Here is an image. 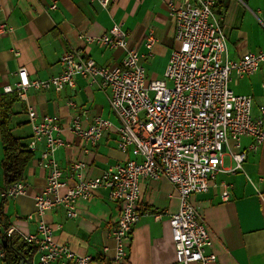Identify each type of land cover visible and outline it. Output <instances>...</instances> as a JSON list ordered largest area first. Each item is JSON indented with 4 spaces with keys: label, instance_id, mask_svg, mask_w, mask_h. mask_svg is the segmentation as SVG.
Segmentation results:
<instances>
[{
    "label": "crops",
    "instance_id": "0c3cea01",
    "mask_svg": "<svg viewBox=\"0 0 264 264\" xmlns=\"http://www.w3.org/2000/svg\"><path fill=\"white\" fill-rule=\"evenodd\" d=\"M178 0H110L102 9L91 0H0V25L10 29L0 36V122L5 116L11 134L27 147L31 142V127L27 108L38 117L55 116L63 127L65 147L54 153L63 172L76 161L86 163L85 177L100 176L104 170L132 160L117 150L119 122L107 102V91L89 85L75 77V88L52 90L29 89L23 101L16 94H4L6 86L17 83V71L24 68L31 81H45L61 74L60 57L68 50L81 51L100 67L120 64L124 52L110 50L99 44L85 46L78 37L98 38L113 25L127 35L128 47L145 54V42L153 31L155 43L152 56L144 64L146 82L160 80L174 47V21L167 5ZM222 9V29L227 41V58L241 59L248 53L264 49V0H218ZM55 5L54 10L50 7ZM11 51H16L14 56ZM229 88L235 95L253 99L252 115L257 117L264 107V67L252 76L238 78L231 75ZM68 103H73L69 107ZM82 126H90L94 117L113 125L95 144L85 143L70 131L72 120L82 115ZM251 138L243 136L239 148L229 141L223 155L226 172L217 173L205 193L195 194L191 202L207 227L211 240L209 253L216 256L215 264H264V143L255 152L248 151ZM44 145L39 143L31 151L23 183L26 194L15 199L0 197V207L6 223L21 234L36 233L33 216L34 197L45 185L46 172L39 166ZM245 152L242 170L230 173L234 166L229 152ZM3 147L0 129V192L4 189L1 162ZM229 186V198L222 200L224 187ZM179 201L172 185L164 178L142 180L137 209L140 214L128 246L123 264H174L175 251L169 216L178 210ZM78 217L67 219L63 209L48 212L44 220L56 227L54 241L66 245L76 255L90 256L93 264H111L114 241L110 235L120 214V205L108 198L105 190H98L89 200L76 204ZM17 238V235H14ZM27 248L32 246L25 243ZM29 245V246H28ZM1 254V252H0ZM22 260V259H21ZM34 254L30 264H35ZM0 264H4L0 257ZM56 264V263H54ZM196 264V263H194Z\"/></svg>",
    "mask_w": 264,
    "mask_h": 264
},
{
    "label": "built area",
    "instance_id": "2783aa9c",
    "mask_svg": "<svg viewBox=\"0 0 264 264\" xmlns=\"http://www.w3.org/2000/svg\"><path fill=\"white\" fill-rule=\"evenodd\" d=\"M107 9L110 0H91ZM216 0H178L167 5L174 21V47L163 72V78L146 82L145 62L152 56L155 43L153 31L145 42L147 53L138 54L128 47L127 35L113 25L101 37L79 35L85 46L99 44L104 48L121 49L124 56L119 65L100 67L81 51L68 50L60 57V75L45 81L28 78L24 68L17 71L14 88L6 86L4 94H16L26 99L29 89L52 90L75 88V77L89 85L107 91V102L119 122L117 150L127 156L121 164L109 167L94 178L85 177L86 163L73 162L63 172L54 153L65 147L63 127L55 116L38 117L27 108L31 127L33 151L44 145L39 166L46 172L45 185L35 195V210L28 219H36V233L21 234L10 226L1 236L17 235L35 247V264H93L90 256L76 255L66 245L54 241L55 230L44 220L55 209H63L67 219L78 217L76 204L89 200L98 190H105L108 198L120 205V214L110 235L114 241L111 264L127 260L132 231L139 221L137 204L142 180L166 179L174 188L179 201L178 210L169 216L175 251L174 264H215L207 227L195 210L191 197L205 193L217 173L223 168V155L229 141L239 148L243 136L251 138L248 151L255 152L264 143V107L257 117L252 115L253 99L235 95L229 88L231 75L238 78L252 76L264 67V49L248 53L238 60L227 58V41L221 26L222 18L213 8ZM55 5L50 7L54 10ZM10 29L0 25V36ZM18 56L16 51H11ZM73 107V103H68ZM82 115L76 116L70 131L81 141L95 145L113 125L94 117L89 127L82 126ZM229 152L234 162L230 173L242 170L246 153ZM26 194V187L18 181L0 192L4 200ZM229 198V186L224 187L222 200ZM3 257V254H0Z\"/></svg>",
    "mask_w": 264,
    "mask_h": 264
},
{
    "label": "trees",
    "instance_id": "16d2710c",
    "mask_svg": "<svg viewBox=\"0 0 264 264\" xmlns=\"http://www.w3.org/2000/svg\"><path fill=\"white\" fill-rule=\"evenodd\" d=\"M218 0L213 11L217 14L218 9H222V2L218 6ZM221 16L220 14H217ZM1 141L3 147V159L1 162L2 176L4 188L10 186L18 181H23L25 168L32 158V153L29 148L21 142L20 139L15 138L9 129L8 120L5 116L1 118ZM5 201V200H3ZM10 227L6 223L5 216L0 207V252L3 254L2 261L4 264H19V261H31L36 252L34 246L27 248V245L20 237L11 236L6 238L1 236V232ZM5 243V245L3 244ZM29 246V245H28Z\"/></svg>",
    "mask_w": 264,
    "mask_h": 264
},
{
    "label": "water",
    "instance_id": "95a60500",
    "mask_svg": "<svg viewBox=\"0 0 264 264\" xmlns=\"http://www.w3.org/2000/svg\"><path fill=\"white\" fill-rule=\"evenodd\" d=\"M5 245V243H3ZM19 264H30V261L27 260H21L19 261Z\"/></svg>",
    "mask_w": 264,
    "mask_h": 264
}]
</instances>
